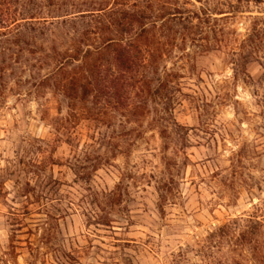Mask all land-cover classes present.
Here are the masks:
<instances>
[{
	"label": "rangeland",
	"instance_id": "rangeland-1",
	"mask_svg": "<svg viewBox=\"0 0 264 264\" xmlns=\"http://www.w3.org/2000/svg\"><path fill=\"white\" fill-rule=\"evenodd\" d=\"M30 1L12 0L19 12ZM188 1L233 11L216 26L230 42L181 45L187 59L171 49L150 74L179 73L165 116L152 99L138 116L73 106L51 78L73 28L30 36L18 12L0 25V264H264V45L233 55L264 0ZM68 2L40 0L43 16Z\"/></svg>",
	"mask_w": 264,
	"mask_h": 264
},
{
	"label": "trees",
	"instance_id": "trees-1",
	"mask_svg": "<svg viewBox=\"0 0 264 264\" xmlns=\"http://www.w3.org/2000/svg\"><path fill=\"white\" fill-rule=\"evenodd\" d=\"M16 1L20 3V0ZM14 3L12 0H0V25L9 27L7 21L18 12L23 16L22 20H32L33 25L27 29L30 36L44 35L50 30L49 26L55 24H69L78 34L71 49L74 54L55 50V59L61 64L51 78L75 102L73 106L78 103L87 105L91 101L97 108V116L121 108L130 116H138L148 108L151 99L163 104L162 116L169 115L179 99L178 93H181L179 73L167 72L164 65L165 78L151 79L150 74H159L172 48L180 49L181 58L187 59L190 55L181 45L191 43L200 50L210 48L214 42L220 43L218 47L223 42H230L228 38L217 37L216 26H219V21L230 17L233 11L206 9L200 15L188 8V0H72L57 8L56 15L51 16H43L40 0H31L25 7L22 5L21 12L16 10ZM19 20L16 18L14 22ZM35 23L41 26L36 27ZM225 30L221 25L219 31L224 37ZM92 40H96V44H89ZM254 45H264V20L254 24L239 48L241 52L234 49L233 55L242 58L244 52L250 51ZM71 61L79 63L69 71L65 64H71ZM155 81L157 84L153 85ZM91 112L85 108L83 114L74 116ZM249 221L253 223L252 219ZM233 224L237 225L238 220ZM259 226L262 224L249 226L251 230L241 235V240L248 239V234L255 235L254 231ZM229 230L230 225H225L214 234L223 235Z\"/></svg>",
	"mask_w": 264,
	"mask_h": 264
}]
</instances>
